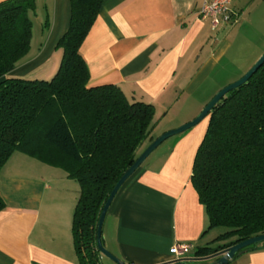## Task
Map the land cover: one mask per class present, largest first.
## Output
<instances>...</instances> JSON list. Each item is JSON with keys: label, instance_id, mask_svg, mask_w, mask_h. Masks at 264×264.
I'll list each match as a JSON object with an SVG mask.
<instances>
[{"label": "crops", "instance_id": "1", "mask_svg": "<svg viewBox=\"0 0 264 264\" xmlns=\"http://www.w3.org/2000/svg\"><path fill=\"white\" fill-rule=\"evenodd\" d=\"M208 1L104 0L81 47L89 87L114 85L131 102L155 107L142 152L165 132L192 121L219 92L208 96V81L233 47L229 38L236 26L213 30L200 18ZM256 2L233 1L243 18L239 29L254 24ZM36 5L39 41L32 39L29 55L9 77L51 80L59 69L63 52L57 45L69 28L70 0H36ZM207 127L206 118L166 140L117 194L102 236L105 248L119 260L171 264L194 257L219 236L210 238L215 229L205 233L208 216L192 184ZM0 195L6 204L0 212V264H78L72 223L80 186L64 170L15 152L0 171ZM180 244L192 245L182 257L174 252ZM228 264H264V248L244 252Z\"/></svg>", "mask_w": 264, "mask_h": 264}, {"label": "trees", "instance_id": "2", "mask_svg": "<svg viewBox=\"0 0 264 264\" xmlns=\"http://www.w3.org/2000/svg\"><path fill=\"white\" fill-rule=\"evenodd\" d=\"M103 2L70 0L69 28L57 45L63 57L51 80L9 77L31 51L37 5L36 0L0 3V171L22 152L64 170L79 184L72 223L78 264H103L97 247L100 215L117 182L142 154L155 117L152 104L131 102L117 86L89 87L80 50ZM207 119L192 184L208 216L205 233L227 231L199 247L194 257L264 235V64L224 96ZM5 207L0 195V212ZM261 248L264 242L244 252Z\"/></svg>", "mask_w": 264, "mask_h": 264}, {"label": "water", "instance_id": "3", "mask_svg": "<svg viewBox=\"0 0 264 264\" xmlns=\"http://www.w3.org/2000/svg\"><path fill=\"white\" fill-rule=\"evenodd\" d=\"M264 64V53L263 55L256 61V63L252 66V68L238 81L226 86L222 90H220L211 100L210 102L204 107V109L200 112L198 116H196L192 121L183 124L182 126L170 130L168 132H165L161 136H159L155 141H153L143 152L142 154L137 158L135 163L127 170V172L120 178V180L117 182L115 187L113 188L107 202L104 205V208L102 210V213L100 215V219L98 222L97 227V247L101 255L108 258L115 264H127L121 260H119L117 257H115L112 253H110L105 246L102 243V230L103 225L105 222V218L107 216V213L116 198L117 194L121 190V188L124 186V184L134 175V173L142 166V164L145 162V160L150 156L152 152H154L162 143H164L166 140L170 139L171 137H174L176 135L182 134L194 127H196L198 124H200L202 121H204L211 111L214 109V107L226 96L230 91L237 89L238 87L245 84L248 80H250L253 75L260 69V67ZM264 242V235L252 237L246 241H243L241 243H238L237 245H234L230 248L215 252L212 255L205 256V257H183L179 258L171 264H228L231 260L235 258L236 255H240L244 253L245 248L250 247L252 245H257ZM208 262V263H204Z\"/></svg>", "mask_w": 264, "mask_h": 264}, {"label": "rangeland", "instance_id": "4", "mask_svg": "<svg viewBox=\"0 0 264 264\" xmlns=\"http://www.w3.org/2000/svg\"><path fill=\"white\" fill-rule=\"evenodd\" d=\"M252 10H253L252 17L254 18V24H250V25L245 24L243 28L239 29L240 25L242 24L241 23L240 25H237L235 27L236 29L234 30L233 35L229 38L231 43H233V47L227 51L226 57L223 59L219 67L215 69V71L210 76V79L208 81L209 91H210L207 94L208 96L213 95V93H215V90L219 89L220 91L226 86L241 79L252 68V66L256 63V61L263 55L264 0H257L255 5L252 7ZM242 19L243 18H241V22ZM40 32H41L40 26L38 22L35 20L33 25L34 44H36L39 41ZM180 135L181 134L176 135L174 137H171L170 139L172 140L173 138H176L177 136ZM226 231L227 229L225 228H217L210 235V238L213 239V237H217V235H221ZM103 258H104V261H102L103 264L111 263L109 259L105 257Z\"/></svg>", "mask_w": 264, "mask_h": 264}, {"label": "built area", "instance_id": "5", "mask_svg": "<svg viewBox=\"0 0 264 264\" xmlns=\"http://www.w3.org/2000/svg\"><path fill=\"white\" fill-rule=\"evenodd\" d=\"M234 0H211L205 2L200 11V18L209 21L211 28L216 30L221 25L235 27L240 24L242 15L233 8ZM192 248L190 244H180L175 247L174 252L182 257Z\"/></svg>", "mask_w": 264, "mask_h": 264}]
</instances>
